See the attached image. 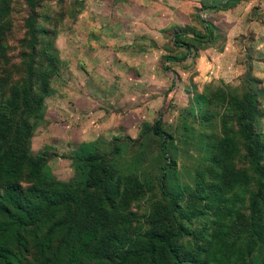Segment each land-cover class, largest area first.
<instances>
[{
    "label": "rangeland",
    "instance_id": "1",
    "mask_svg": "<svg viewBox=\"0 0 264 264\" xmlns=\"http://www.w3.org/2000/svg\"><path fill=\"white\" fill-rule=\"evenodd\" d=\"M30 1L0 0V111L11 87L26 77ZM201 4L41 0L33 7L34 93L46 92L25 117L28 151L44 159L43 172L62 182L82 174L81 159L89 153L104 155L116 174L142 191L121 209L133 228H146L154 206L164 204L158 181L181 195L182 209L195 201V213L205 211L187 222L190 229L207 222L205 188L221 170L217 146L228 135L239 146L234 113L248 89L259 111L254 130L264 142V7L257 12L251 0L223 6L214 0L217 8L206 12ZM202 20L212 26L210 41ZM174 32L180 35L174 38ZM158 116L164 156L162 139L150 132ZM225 166L249 174L241 151ZM19 181L28 184L24 174ZM253 190L250 183L238 193L235 205L243 214ZM201 243L185 237L181 246L195 250Z\"/></svg>",
    "mask_w": 264,
    "mask_h": 264
},
{
    "label": "trees",
    "instance_id": "2",
    "mask_svg": "<svg viewBox=\"0 0 264 264\" xmlns=\"http://www.w3.org/2000/svg\"><path fill=\"white\" fill-rule=\"evenodd\" d=\"M39 1H30L31 13L24 20L30 46L26 77L11 87L10 100L0 111V264H264V142L254 130L259 111L251 89L234 113L239 146L232 135L217 146L221 170L205 188L210 218L200 227L190 229L187 222L205 211L195 213V201L182 209L181 195L165 191L161 181L156 188L164 204L154 206L146 228L131 227L130 214L121 209L125 200L142 191L137 183L116 174L102 154L83 157L82 174L70 181L43 172L44 159L28 151L30 126L25 119L39 106V93L46 92L42 87L36 95L33 86L32 55L38 33L33 7ZM204 8L214 9L217 4ZM203 25L210 41L212 26L206 21ZM160 123L158 116L150 132L162 139L159 147L164 156ZM238 151L249 174L225 166ZM23 174L26 187L19 181ZM250 183L254 190L243 214L235 203L239 191ZM185 237L202 243L195 250L187 249L181 246ZM28 253L35 257L27 260Z\"/></svg>",
    "mask_w": 264,
    "mask_h": 264
},
{
    "label": "crops",
    "instance_id": "3",
    "mask_svg": "<svg viewBox=\"0 0 264 264\" xmlns=\"http://www.w3.org/2000/svg\"><path fill=\"white\" fill-rule=\"evenodd\" d=\"M198 1H200L202 3L201 6H200V9L203 10V11H206V12H208L209 9H206L204 7H206V5H208V4H214V0H212V1L211 0H198ZM232 1H237V0H216V2L219 3V5H220V3H223V2L227 4L228 2H232ZM251 1H253V5H254L253 8H254V10L257 9V12H258V10L261 11V9H263V7H264L263 5L257 4V1H260L261 2V0H251ZM220 6H223V5L221 4Z\"/></svg>",
    "mask_w": 264,
    "mask_h": 264
}]
</instances>
